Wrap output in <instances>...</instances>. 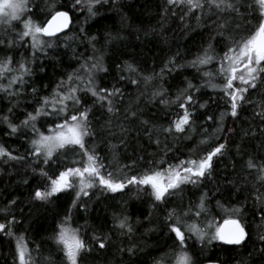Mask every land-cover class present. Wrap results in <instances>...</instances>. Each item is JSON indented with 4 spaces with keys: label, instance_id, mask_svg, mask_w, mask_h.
<instances>
[{
    "label": "trees",
    "instance_id": "16d2710c",
    "mask_svg": "<svg viewBox=\"0 0 264 264\" xmlns=\"http://www.w3.org/2000/svg\"><path fill=\"white\" fill-rule=\"evenodd\" d=\"M230 2L238 11H220L205 3L203 10L189 13L186 6L169 5L167 0H102L94 8L95 16H89L86 7L72 12L70 28L59 39L40 36L53 45L51 48L33 49L31 36L21 40L24 21L45 22L50 6L66 10L60 6L71 7L73 0H32L28 9L34 12L28 11L10 25L0 24V61H8V69L0 75V85L4 86L0 88V146L22 158L0 156V224L5 225L0 230V264H18V238H22L31 264H68L63 245L56 241L64 221L89 248L78 264H154L161 256V264H174L177 258H168L182 249L166 227L169 212L175 210L183 216V225L192 221L203 228L202 218L220 223L229 215L225 210L234 208L240 212L230 215L246 226L245 241L240 245L208 243L207 239L201 243L182 227L190 237L184 250L195 264H264V180L260 179L264 167V79L258 77L257 86L244 93L245 100L234 117L230 98L223 91L227 79L220 71L228 66L221 57L233 46L231 41L255 32L264 16L258 5L255 10L248 7L254 0ZM209 45L212 50L207 54L214 59L194 66L192 62L203 57ZM97 58L106 71L95 74V84L121 90L114 98L115 110L108 111L107 101L94 104L96 98L91 93H78L84 103L66 101L69 111L59 119L41 115L35 121L39 132L47 134L76 114L73 108L89 109L92 134L85 137L86 148L99 157L106 179L111 174L114 181L121 182L149 169L163 171L181 161H199L224 144L222 154L213 157L211 171L197 184H184L157 202L150 186L126 184L125 189L111 192L99 185L98 178H94V187L86 189L87 196L77 197L80 178L71 177L72 187L47 201L34 199L37 188L50 189L49 177L55 178L68 168H83L88 161L79 146L57 149L47 164L43 156L29 155L34 152L31 141L38 135L31 124L24 126L22 122L28 113L35 114L44 105V98L48 100L46 110L51 111L60 96L69 95L71 87H85L86 73ZM85 62L88 64L82 69ZM21 63L27 72L20 69ZM237 67L238 75L247 78L244 69ZM14 76L18 79L8 87ZM189 83L194 85L191 90ZM233 87L243 85L237 79ZM154 93L159 95L153 98ZM186 95L193 97L185 105L191 113L190 124L183 133H177L173 126L172 133L165 134L163 129L183 115L179 103L185 102ZM132 112L137 115L132 117ZM9 122L17 125L16 133L11 132ZM250 159L253 168L248 167ZM205 193L207 211L197 217L196 205ZM124 217L129 219L131 233L119 226ZM101 240L106 245L103 249L99 247ZM130 247L133 253L127 251Z\"/></svg>",
    "mask_w": 264,
    "mask_h": 264
},
{
    "label": "snow or ice",
    "instance_id": "6c2138e0",
    "mask_svg": "<svg viewBox=\"0 0 264 264\" xmlns=\"http://www.w3.org/2000/svg\"><path fill=\"white\" fill-rule=\"evenodd\" d=\"M31 2L32 0H0V24L10 25L13 21L21 20L23 15H26L28 11L34 12V9H28V4ZM167 2L169 5L180 4L182 7L186 6L189 13H191L193 9L203 10L205 3L208 4L209 8L215 7L220 11H238V6L230 2V0H167ZM101 3L102 0H73L71 7L62 5L60 7L66 10L59 11L56 10V6H50L52 11L50 13H45L46 16L50 17L46 20V22L34 23L31 19L24 21L25 30L20 34V39L23 40L24 37L31 36V46L33 49L43 47L51 48L53 45L49 43L48 40L41 39V34L53 40L59 39V37L63 35L64 30L70 28L72 12L81 7H86L88 15L95 16L96 13L94 8ZM256 5L259 6L260 15L264 16V0H254V4H249L248 7L255 10ZM187 14L188 13H185V15ZM181 19H183V17ZM92 40H95V37H93ZM2 42L3 41H0V43ZM231 42L233 46L229 47L223 57H221L222 62L225 60L228 61V66H222L220 71L225 74L227 79L226 84L223 86V91L225 95L230 98L231 115L235 117L238 114V105L245 100L244 93H246L249 88H255L257 86L256 82L258 77L264 79V19L260 20L259 26L256 28L255 32H252L247 37H242L239 41L233 39ZM211 50V45H209V47L204 50L203 57H198L196 61L192 62L193 65L208 64L212 59H214L213 56H209L207 54ZM91 60L92 58L90 57L89 61ZM87 64L88 62H85V65H82L81 68H85ZM237 66L244 69L247 78H245L244 75H238ZM19 67L24 72L28 71L23 63H21ZM5 69H8V61H0V75L4 74ZM127 69L131 71L132 65L128 64ZM99 71H106L101 63V58H97L96 62L91 63V66L86 73L87 83L85 87H71L69 95L60 96L59 103L53 104L51 111L46 110L48 100L47 98H44V105L37 108L35 114L28 113L27 118L22 122V125L24 126L31 124L33 132L38 135L37 139H33L31 141L34 152H30L29 155L37 158L39 156H43L44 163L47 164L57 149H71L75 146H79L80 149L84 150L83 154L87 156L88 161L83 168H68L61 171L55 178L49 177L50 189L42 191L37 188L34 193V199L47 201L55 194L72 187L71 177H79L80 191L76 193L77 197H80L82 194L87 196L88 191H86V189L94 187V178H98L99 185L111 192H117L118 190L125 189L126 184H135L137 187L141 185L150 186L152 189L151 194L154 197V200L159 202L165 200L166 195L180 190L181 186L184 184H197L201 178H204L206 174L211 171L213 167V157L218 154H222V151L225 148L224 144H219L217 147L213 148L199 161H181L179 165L174 167L170 165L168 169L163 171H154L149 169L142 176L133 175L130 179L123 182L114 181L111 178V174H109V178L106 179L105 176L101 174L102 166L98 163L99 157L94 153L89 154V151L86 148L85 137L92 134L87 119L89 109L79 111L78 109L73 108L72 110L75 111L76 114L64 119L61 123L56 124L54 128H50V133L52 134L44 135L43 132H39L35 126V121L38 117L41 115L49 117L55 116L59 119L62 113L66 114L69 111L66 101H71L73 105H82L84 103L81 99V95H78V93L85 96L88 93H91L92 97L96 98L93 101L94 104L97 102L107 101L108 111L113 112L115 110L114 98L121 94V90L98 88L95 84V74ZM207 75L208 73H205V76ZM17 79L18 78L14 76L12 81L9 82L8 87H10L11 83L15 82ZM121 79H123V77H121ZM145 79H151V77H146ZM237 79L241 81L243 87H233V81ZM69 81H72L71 75L69 76ZM131 83L133 85H137L136 80H132ZM193 87L194 85L191 83L188 84V90H191ZM213 87L216 86L213 85ZM0 88H4V86L0 85ZM157 95H159V93H154L153 98ZM177 99L179 100L180 97ZM183 99L185 102L179 103V108L184 109L183 115L179 116L177 120L172 121V124H170L168 128L163 129L165 134H171L173 126L177 133H183L186 126L190 124L191 113L187 110L185 105L186 103H191L193 101V97L191 95H186ZM163 102L164 101H162V103ZM201 107H204V105H201ZM130 115L135 117L137 114L132 112ZM3 119L5 122H8L7 117H4ZM8 126L12 133H16L18 131L17 125L9 122ZM4 155L8 156L9 159H22L12 156L11 153H8L2 146H0V156ZM185 164H187L186 167L184 166ZM248 167H255L251 159L248 161ZM42 174L47 175V173L43 172ZM165 178H167L166 182H164ZM260 179L264 180V167L261 168ZM206 197L207 194H203L200 197V203L196 205L197 217L207 211ZM217 204L219 205V201ZM191 210V207H189L188 212L190 213ZM225 212L229 213V215L227 218L223 219L221 223L210 220L209 224L205 228H198L195 223L183 225V216L177 214L175 210L169 212L165 220L166 227L168 228L169 234H174V243L178 241V244L182 249L178 254L177 264H195L188 251L184 250L187 239L190 238L186 235V231L193 233L201 243H203L206 239L208 243L218 241L227 245H240L243 241H245L247 236V232L245 231L246 226L240 219L232 218L230 215L232 212L239 213L240 209H226ZM119 226L121 229L126 228L129 233L133 230L128 217L120 219ZM182 227L186 228V231L182 230ZM4 228L5 225L0 224V230H3ZM213 228L215 229L214 232L212 231ZM8 234L11 235L10 225ZM21 240L22 238H18L17 242V256L19 264H31L30 256L27 260L25 259V254L28 250L20 242ZM261 240L264 241V236L261 237ZM56 241L58 245H63V251L68 264H78V258H82V253L89 251L88 246L76 234L75 230L66 226V221L62 222L60 231L56 236ZM105 246V243L101 240L99 247L103 249ZM127 251L129 253H133L134 248L130 247ZM163 258L164 257L161 256L160 259H154V264H161V260Z\"/></svg>",
    "mask_w": 264,
    "mask_h": 264
},
{
    "label": "rangeland",
    "instance_id": "374dc122",
    "mask_svg": "<svg viewBox=\"0 0 264 264\" xmlns=\"http://www.w3.org/2000/svg\"><path fill=\"white\" fill-rule=\"evenodd\" d=\"M34 23H35V22H34ZM41 36H42V34H41ZM18 58H19V56H18ZM9 72H12V73L9 74L10 76L14 75V72H13V71H9ZM65 131H66V130H65ZM49 134H52V133L49 132V133L44 134V135H49ZM202 220H203L202 222H205L203 228H205V227L209 224V221H210V220H214V221H215V219H214V218L212 219L211 217H210V218L205 217V218H202ZM183 221H185V220H183ZM188 224H193V223H192V221H191V223H187L186 225H188ZM212 231L214 232L215 229L213 228ZM177 252H179V250H177ZM177 256H178L177 253H175V254H173L172 256H170V258H168V260H172L173 258L176 259ZM25 259H26V260L28 259V257L26 256V254H25ZM17 261H18V264H19L18 256H17ZM174 264H177V261H175Z\"/></svg>",
    "mask_w": 264,
    "mask_h": 264
},
{
    "label": "water",
    "instance_id": "95a60500",
    "mask_svg": "<svg viewBox=\"0 0 264 264\" xmlns=\"http://www.w3.org/2000/svg\"><path fill=\"white\" fill-rule=\"evenodd\" d=\"M58 11H59V10H58ZM49 18H50V17H49ZM263 19H264V18H263ZM45 22H46V21H45ZM67 30H68V29L64 30V32L67 31ZM221 222H222V221H221ZM221 222H220V223H221ZM204 264H220V263H218V262H207V263H204Z\"/></svg>",
    "mask_w": 264,
    "mask_h": 264
},
{
    "label": "bare ground",
    "instance_id": "6f19581e",
    "mask_svg": "<svg viewBox=\"0 0 264 264\" xmlns=\"http://www.w3.org/2000/svg\"><path fill=\"white\" fill-rule=\"evenodd\" d=\"M19 31V30H18ZM162 261V260H161Z\"/></svg>",
    "mask_w": 264,
    "mask_h": 264
}]
</instances>
